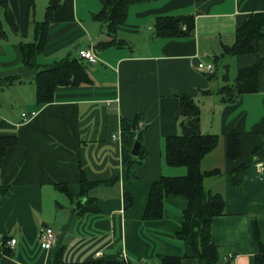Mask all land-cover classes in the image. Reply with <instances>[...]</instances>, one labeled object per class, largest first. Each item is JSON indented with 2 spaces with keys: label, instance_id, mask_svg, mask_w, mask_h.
<instances>
[{
  "label": "crops",
  "instance_id": "1",
  "mask_svg": "<svg viewBox=\"0 0 264 264\" xmlns=\"http://www.w3.org/2000/svg\"><path fill=\"white\" fill-rule=\"evenodd\" d=\"M103 1L60 0L52 15L46 50L38 62L47 64L66 55L78 58V50L89 45L98 60L83 61L90 83L59 86L54 100L39 107L31 80L34 70L22 67L19 44L33 41V23L44 18L47 0H8L16 32L5 23L0 10L5 32L0 37V136L13 134L17 139L0 165V183L8 185L0 195V235L16 240L11 255L0 254V264H48L58 248L63 249L66 261L115 259L124 252L130 264H141V259L160 264L159 256L184 254L182 264H206L193 256L189 239L176 237L187 197L167 196L161 219L142 218L151 184L161 175L186 173L185 167L170 166L164 159V139L180 132L181 94L192 95L199 105L202 133L219 135L218 145L201 161L203 171L220 170L205 177V190L222 193L225 199L226 213L212 218L210 240L235 254L228 264H252L258 252L254 226L264 245V181L256 165L264 161V66L256 92L227 103L214 91L225 84L224 74L231 82L226 55H221L223 46L233 44L236 27L246 14L264 11V0L132 3L116 32V38L131 44L99 50L96 42L108 40L109 35L104 23L93 20L92 15L102 8ZM171 14H193V35L149 36L147 40L148 32L143 30L152 28L144 26L156 16ZM231 59L234 75L257 59L264 62V39L258 40L254 53ZM198 62L213 63V72L199 70ZM217 63L224 69L220 78L215 72ZM30 111L35 114L23 121L21 113ZM137 114L143 115L147 126L146 156L138 177L128 179L121 168V141L114 136L120 134V118ZM231 132L240 134L236 159L227 156ZM237 167L243 168L245 175L240 188L229 180ZM81 171L96 182L87 193L98 208L95 213L80 214L76 208L74 194L80 191ZM61 184L74 197L61 190ZM123 192L133 200L127 209ZM44 226L56 233L50 250L42 248L37 238Z\"/></svg>",
  "mask_w": 264,
  "mask_h": 264
},
{
  "label": "trees",
  "instance_id": "2",
  "mask_svg": "<svg viewBox=\"0 0 264 264\" xmlns=\"http://www.w3.org/2000/svg\"><path fill=\"white\" fill-rule=\"evenodd\" d=\"M143 0H104L102 8L92 15V19L105 25L109 39L98 41L96 47L104 49L109 46H124L127 43L123 38H116L117 26L124 16L129 4ZM60 0H47L44 18L33 23V41L19 44L22 56V67L34 70L32 82L34 84L35 103L42 106L54 100L55 89L59 86H78L90 83V77L83 61L77 57L64 56L47 64H41L37 58L43 54L47 46V38L50 30L52 15L59 7ZM2 18L8 27L17 31V25L9 8L8 0H0ZM2 18L0 17V37L4 35L2 30ZM185 26L183 29L182 27ZM195 27L193 14L159 15L153 19L152 35L164 38H183L193 35ZM264 39V11L250 12L244 16L235 30L233 44L223 46L221 55L240 56L254 53L258 40ZM220 57V55L215 56ZM214 57V58H215ZM87 62V61H86ZM264 62L257 59L254 63L238 68L233 80L228 82V75L224 74L225 84L215 89L223 102H236L242 94L256 92L258 90V76L263 69ZM212 73V72H211ZM211 92L206 90L205 93ZM179 97L180 132L167 136L164 139V159L170 166H183L186 168L184 175L166 176L161 175L154 181L149 189L147 206L142 214L143 220H158L164 214V199L170 195H183L188 198V205L182 211L181 228L176 232L180 240H188L189 246L198 260L206 264H220L222 257L230 251H223L210 240V225L212 218L224 215L225 199L219 192L205 190L204 179L220 173L218 168L207 171L201 169V161L219 143V135L215 133H202L200 129V108L192 95L181 94ZM143 115L137 114L133 118H120V141H121V168L128 179L138 177V169L146 156L144 149V134L147 128L143 124ZM139 123L142 125L139 126ZM138 141L139 151L137 156L130 153L134 141ZM17 142L13 134L0 136V165L7 150ZM240 134L231 132L227 135V156L236 159L240 156ZM244 169L236 168L230 173V184L240 188ZM114 179L108 181L111 182ZM80 191L74 194L77 198L76 208L80 214L95 213L98 208L94 199L88 196V190L96 182L86 178L80 172ZM71 198V194L65 184L59 186ZM8 185L0 183V195L4 194ZM84 199V200H83ZM124 208L133 205L132 197L122 193ZM257 226H254L253 237L258 244V252L252 257V264H264V245L260 242ZM10 236H2L0 242V254L11 255L12 251L6 245ZM235 255V254H234ZM183 256H159L160 264H182ZM235 258V257H234ZM234 260V259H233ZM229 261L225 262L228 264ZM48 264H130L121 257L115 259L98 258L88 261H66L63 258V249L58 248L52 252Z\"/></svg>",
  "mask_w": 264,
  "mask_h": 264
},
{
  "label": "built area",
  "instance_id": "3",
  "mask_svg": "<svg viewBox=\"0 0 264 264\" xmlns=\"http://www.w3.org/2000/svg\"><path fill=\"white\" fill-rule=\"evenodd\" d=\"M182 28L184 29L185 26H183ZM77 53H78L79 59L85 60L88 63H96L98 60L94 47L91 45L86 46L84 48H80ZM197 68L205 73H211L213 72L214 65L213 63H210V62H198ZM34 114H35V111L22 112L21 119L23 121H27ZM140 125H142V123H139V126ZM119 135L120 134L118 133L117 135L114 136V138L119 140L120 139ZM256 165L264 181V161L258 162ZM37 238L42 248L50 250L56 242V233L51 227L44 226L40 228ZM1 240H2V236L0 235V242ZM15 242L16 240L14 238H8V240L6 241V245L9 247H12L15 244ZM101 254H102L101 252H98V255H101ZM121 257L126 261L127 256L124 252L120 254V258ZM234 257H235L234 253L229 252L222 257V261L220 262V264H225V262H227L228 260H233ZM141 262H142L141 264H148L146 259H141Z\"/></svg>",
  "mask_w": 264,
  "mask_h": 264
},
{
  "label": "rangeland",
  "instance_id": "4",
  "mask_svg": "<svg viewBox=\"0 0 264 264\" xmlns=\"http://www.w3.org/2000/svg\"><path fill=\"white\" fill-rule=\"evenodd\" d=\"M40 8V7H39ZM152 25H153V20L152 21H150L146 26H144V27H148V26H150L151 28H152ZM150 27L148 28V29H150ZM142 30H143V28H142ZM143 32H148V34H146L147 35V40H150V38H149V36H151L152 35V29H150V31L149 30H147L146 28L143 30ZM139 38V37H138ZM141 42H143V40L140 38L139 39ZM131 41H129V42H127V43H130ZM97 43V42H96ZM144 43V42H143ZM137 45V44H136ZM137 48V46L135 47V49ZM99 50H101V49H99ZM232 58V56H230V55H226V59H225V61L227 62V64H229V66H230V73H231V75H229V77L231 78V81L233 80V75H234V73H235V71H234V65H233V59H231ZM225 62V63H226ZM215 72H216V76H218V78H220L221 77V75H222V73H224V69H223V66L222 65H220L219 63H217V66H216V69H215ZM227 73V72H226ZM235 76V75H234ZM216 81V80H215ZM205 186L208 188V187H211V186H209L208 184H205ZM10 248H12V247H10ZM125 261V260H124ZM126 261H128V257H126Z\"/></svg>",
  "mask_w": 264,
  "mask_h": 264
},
{
  "label": "water",
  "instance_id": "5",
  "mask_svg": "<svg viewBox=\"0 0 264 264\" xmlns=\"http://www.w3.org/2000/svg\"><path fill=\"white\" fill-rule=\"evenodd\" d=\"M138 151H139L138 141L135 140L133 145H132V147H131L130 153L133 156H137L138 155Z\"/></svg>",
  "mask_w": 264,
  "mask_h": 264
}]
</instances>
